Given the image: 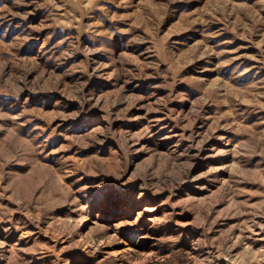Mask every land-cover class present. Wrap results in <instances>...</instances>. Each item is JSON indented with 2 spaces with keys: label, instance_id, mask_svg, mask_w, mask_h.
<instances>
[{
  "label": "rangeland",
  "instance_id": "rangeland-1",
  "mask_svg": "<svg viewBox=\"0 0 264 264\" xmlns=\"http://www.w3.org/2000/svg\"><path fill=\"white\" fill-rule=\"evenodd\" d=\"M263 224L264 0H0V264H264Z\"/></svg>",
  "mask_w": 264,
  "mask_h": 264
},
{
  "label": "bare ground",
  "instance_id": "bare-ground-1",
  "mask_svg": "<svg viewBox=\"0 0 264 264\" xmlns=\"http://www.w3.org/2000/svg\"><path fill=\"white\" fill-rule=\"evenodd\" d=\"M264 225V224H263ZM262 227V226H261ZM257 232H261V230L260 231H257Z\"/></svg>",
  "mask_w": 264,
  "mask_h": 264
}]
</instances>
